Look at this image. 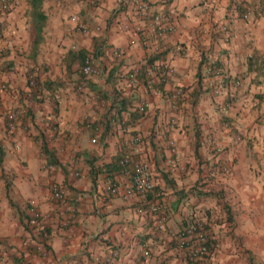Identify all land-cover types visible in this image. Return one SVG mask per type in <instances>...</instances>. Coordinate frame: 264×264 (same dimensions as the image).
<instances>
[{
	"label": "crops",
	"instance_id": "1",
	"mask_svg": "<svg viewBox=\"0 0 264 264\" xmlns=\"http://www.w3.org/2000/svg\"><path fill=\"white\" fill-rule=\"evenodd\" d=\"M135 1L40 0L41 22L32 0L0 12L1 264H188L191 240L179 236L191 215L219 242L194 264H264V0H144L140 14ZM156 11L173 24L161 37L148 27ZM86 53L98 74L81 72ZM123 151L148 161L164 228L136 211V197L105 189L129 183Z\"/></svg>",
	"mask_w": 264,
	"mask_h": 264
},
{
	"label": "built area",
	"instance_id": "2",
	"mask_svg": "<svg viewBox=\"0 0 264 264\" xmlns=\"http://www.w3.org/2000/svg\"><path fill=\"white\" fill-rule=\"evenodd\" d=\"M87 1L90 4L98 5L102 0ZM11 4L12 0H0V12H4L5 10H7V8L10 7ZM132 8H134V11L137 14L145 13L147 11L148 4L144 0H137L132 3ZM70 20L73 21V26L76 30L81 33L87 32L86 24L80 21L76 14H71ZM148 27L154 34V36L161 37L173 29V24L166 14H164L163 12L156 11L151 15ZM72 47H75V45H72ZM161 47L164 48L165 45H162ZM113 53L115 55H118L120 54V51L118 49H113ZM164 71L165 68L159 69L157 67V72L155 74L156 76L160 77L159 80H162ZM81 72L85 77L98 74L99 63L97 58H95V56L90 53H86L84 55L83 64L81 66ZM205 72L209 73L212 76H219L222 70L219 65L207 63L205 64ZM146 74H150V70H147ZM125 75L130 82H135L137 80L133 72H128ZM148 82H152L150 77L148 78ZM208 84H213V81L210 77L208 78ZM178 94L179 88H175L171 97L176 98ZM143 110L144 104H139L138 111L142 112ZM7 117L9 119L10 124V122L14 118V114L12 112H8ZM173 121V117H170L168 119V123L170 125L173 124ZM130 139L135 142L138 141L140 137L139 135L135 134L131 136ZM167 146L170 154L167 155L166 163L168 165H173V159L174 155L176 154V148L173 140L170 137L167 140ZM16 147L18 146L16 145ZM117 169L120 174L126 175L128 177L129 183L124 188L119 189L117 183L109 180L105 185V189L107 190V192L110 194H116L119 192L124 198L136 197L139 201L136 206V211L143 216H149L155 229L164 228L165 214L161 203L157 198V195L153 191L154 184L152 181L151 168L149 166L148 161L132 157L130 151H123L117 159ZM218 170L222 173V175H225L229 172V166L226 163H221L218 167ZM51 195L55 200L63 202L66 201L68 198L65 190L57 184L52 185ZM28 221L34 230L41 232L42 237L45 240L47 237V232L44 229L45 224L42 217L38 214L36 210H31L30 216L28 217ZM179 237L180 246H182L186 240H191V242L187 246L188 264H194L193 261L205 258L213 250L218 248L219 245L218 240L209 234L207 228L205 227L204 221L193 217V215H191L186 224H184L183 230L181 231ZM37 248L39 249L42 255H46L48 252V250L40 244H37ZM112 253L116 254L117 251H113ZM141 254L143 257H146L148 255V250L146 248L143 249Z\"/></svg>",
	"mask_w": 264,
	"mask_h": 264
},
{
	"label": "trees",
	"instance_id": "3",
	"mask_svg": "<svg viewBox=\"0 0 264 264\" xmlns=\"http://www.w3.org/2000/svg\"><path fill=\"white\" fill-rule=\"evenodd\" d=\"M39 2L40 0H32L31 2V9H32V13H34V17L37 18V20H39L40 22L43 20L44 18V15L42 13V11H40L39 9ZM84 56V55H83ZM83 56H82V59H83ZM206 194V193H210V192H203V194Z\"/></svg>",
	"mask_w": 264,
	"mask_h": 264
},
{
	"label": "rangeland",
	"instance_id": "4",
	"mask_svg": "<svg viewBox=\"0 0 264 264\" xmlns=\"http://www.w3.org/2000/svg\"><path fill=\"white\" fill-rule=\"evenodd\" d=\"M194 183H195V185H197V186H198V185H203V184H204V182H200V183H198L197 181H195ZM205 227H206V226H205Z\"/></svg>",
	"mask_w": 264,
	"mask_h": 264
}]
</instances>
